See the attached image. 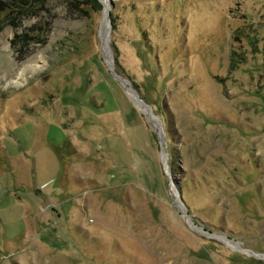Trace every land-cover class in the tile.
<instances>
[{"label": "rangeland", "instance_id": "obj_1", "mask_svg": "<svg viewBox=\"0 0 264 264\" xmlns=\"http://www.w3.org/2000/svg\"><path fill=\"white\" fill-rule=\"evenodd\" d=\"M0 0V264H264V0Z\"/></svg>", "mask_w": 264, "mask_h": 264}, {"label": "water", "instance_id": "obj_2", "mask_svg": "<svg viewBox=\"0 0 264 264\" xmlns=\"http://www.w3.org/2000/svg\"><path fill=\"white\" fill-rule=\"evenodd\" d=\"M101 1V3L103 4V2H102V0H100ZM108 1V3H109V6H112V4H110V1L109 0H107ZM104 6V5H103ZM109 11H110V7H107V11H106V17H109Z\"/></svg>", "mask_w": 264, "mask_h": 264}, {"label": "bare ground", "instance_id": "obj_3", "mask_svg": "<svg viewBox=\"0 0 264 264\" xmlns=\"http://www.w3.org/2000/svg\"><path fill=\"white\" fill-rule=\"evenodd\" d=\"M102 2H103V1H102ZM103 5H104V6H103V7H104V9L107 11V7L105 6V4H104V3H103Z\"/></svg>", "mask_w": 264, "mask_h": 264}]
</instances>
